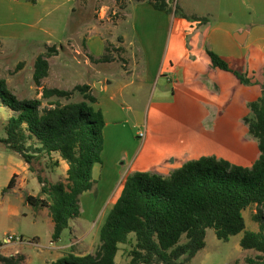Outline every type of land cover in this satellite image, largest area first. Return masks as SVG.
I'll use <instances>...</instances> for the list:
<instances>
[{
	"label": "rangeland",
	"instance_id": "1",
	"mask_svg": "<svg viewBox=\"0 0 264 264\" xmlns=\"http://www.w3.org/2000/svg\"><path fill=\"white\" fill-rule=\"evenodd\" d=\"M177 1L172 3L173 8L178 5ZM133 5L129 8V17L116 29L125 18L122 9H126L127 0H86L74 13L69 26L68 36L71 37L84 22L110 27L105 33L116 43L106 39V54L114 56V61L100 63L93 70L110 74L111 89L122 92V98L117 102V117L108 123L107 145L100 166L105 170L100 173L99 168L95 169L94 187L80 196V217L71 221L70 229L63 230L59 241L52 242L51 217L26 206L21 191L6 198L0 189V255L9 256L17 251L23 256L20 264H46L71 252L94 254L100 245V227L119 197L125 178L133 171L166 173L201 157H215L250 168L258 159V139L249 132L244 121V117L253 116L246 100H252L257 93L252 89L243 90L239 78L232 72L193 71L185 38L181 35L185 29L179 26L178 17L156 11L148 2ZM60 27L53 30L60 32ZM118 35L124 36L123 45H120L122 37ZM84 37L83 33L80 34L77 41L83 51L85 44L81 39ZM61 38L55 36L51 39L55 45L41 44L40 49L31 39L12 44L19 49L10 53L7 66H15L17 70L28 62L22 74L23 83L27 85L22 93L26 99H37L38 90L32 78L35 57L42 50L44 52L39 55L51 53L49 58L55 55L62 45ZM47 39L46 36L42 38L43 41ZM73 43L74 39L69 38L62 46L70 52L74 49ZM51 47L56 52H50ZM33 50L36 54L31 57ZM193 53L197 54L196 49ZM25 54L29 57L26 62L21 61ZM93 76L87 74L85 79L92 82ZM79 80V76L70 75L63 86L72 88ZM31 85L32 88L28 89ZM82 98L81 93L75 92L71 99L60 101L78 102ZM48 103V100H42L43 106ZM3 117H6L4 112L0 113V136L6 135ZM140 132L145 133L144 138L140 137ZM144 150L152 154L155 162L144 169H136L137 158ZM8 153L13 155L14 164L21 161V157L13 152ZM54 158L53 154L43 155L32 162L29 171L34 177L25 194L39 191L37 175L51 182L65 180L64 167ZM9 210L19 214L14 213V217L5 222L4 216ZM256 210L257 206L252 205L243 211L248 230L257 231L260 227L254 219ZM9 236L21 238L22 242L18 240L5 245L4 239ZM241 236L242 233L222 241L216 237L213 228H208L205 247L187 264H247L246 257L255 258L259 252L242 249L239 245ZM77 239L80 242L70 245ZM134 243L131 235L130 242L120 245L117 264L130 260ZM55 245L59 249H52Z\"/></svg>",
	"mask_w": 264,
	"mask_h": 264
},
{
	"label": "trees",
	"instance_id": "2",
	"mask_svg": "<svg viewBox=\"0 0 264 264\" xmlns=\"http://www.w3.org/2000/svg\"><path fill=\"white\" fill-rule=\"evenodd\" d=\"M133 1H146L155 10L195 19L178 5L173 8L174 0ZM49 50L56 52L52 47ZM50 54L39 55L35 60L33 81L37 86L48 74ZM208 55L213 67L231 71L214 52L208 51ZM108 60L105 54L97 61ZM231 72L243 81L238 72ZM75 92L83 95L81 101H60L71 99ZM51 97L56 100L48 106H43L41 99H18L5 79L0 78V103L13 111L4 126L6 136L0 142L29 166L41 156L53 153H58L68 166L64 181L51 182L37 175L39 194L25 195V202L34 209L48 210L53 221L51 241L57 242L63 230L70 229L71 221L80 217V196L96 183L92 170L102 163L105 120L86 84L71 90L43 87L42 99ZM249 108L253 116L244 117V121L258 139L260 150L250 168L215 157H201L168 176L133 172L125 178L119 197L100 227L97 251L84 255L71 252L50 264H117L120 245L130 242L131 235L135 243L130 260L122 264H187L205 247L208 228H213L222 241L242 233L240 247L259 252L245 261L264 264V89L257 100L249 103ZM13 187L14 177L4 190ZM252 205L257 206V231L246 228L243 215ZM22 260L19 254L0 255V264H20Z\"/></svg>",
	"mask_w": 264,
	"mask_h": 264
},
{
	"label": "crops",
	"instance_id": "3",
	"mask_svg": "<svg viewBox=\"0 0 264 264\" xmlns=\"http://www.w3.org/2000/svg\"><path fill=\"white\" fill-rule=\"evenodd\" d=\"M85 1L86 0H0V77L5 79L8 89L18 99H26L22 93L26 91L27 85L23 83L22 74L26 69L28 64L26 61H28L27 59L29 57L27 54L23 56L21 61L26 63L17 70L14 69L15 66H7L6 61L10 53L19 49L17 45L13 46L12 44L31 39L32 41H36L35 44L38 45L37 48L40 49L39 45L41 44L45 46L55 45V42L51 41L55 36L62 37L60 39L62 45L69 38L74 39V43L72 44L74 49H71L73 51L68 52L64 46L61 45L60 48L58 47V52L55 55L47 58L49 64L47 76L41 80V86H37L34 83L36 85L35 89L38 90L36 98L48 100L49 102L56 100L55 97L42 99L43 87L71 90L76 85H88L90 94L97 100L96 107L100 108L104 115L103 151L105 152L108 123L110 121H115L117 117V102L122 98V92L111 89L112 81L108 78L110 74L93 69L100 63H110L114 61V56H111L110 53L108 54V61L97 60L107 53L106 39H109L111 43L116 42L111 40L108 34L105 33V29L110 28L108 25H99L95 22H84L77 28V31L71 34L73 37L68 36L72 17H74V13L78 12V8L82 6ZM177 2L178 6L186 15L195 17V19L177 18L179 26L185 29V31H181V35L185 38L188 49L187 52L192 60L191 66L194 68L193 71H209V73L225 71L212 66L211 59L208 55V51H212L228 64L231 71H240L238 73L243 77V81H239V84L243 86V90L248 91L252 89L257 93L252 100H246V102L250 103L257 100L262 94V89H264V0H178ZM134 3H136V1L127 0L126 9H122L125 18L116 25V29L122 22L126 21L127 17H129V8L134 6ZM152 9L154 8L152 7ZM60 25V32L53 30ZM46 28H49V30H44ZM82 33L85 36L81 39L85 44L84 51L80 49L77 42ZM110 35L112 36L111 32ZM45 36L48 37V39L43 41L42 38ZM118 36L122 37V43H120V45H123L124 36ZM195 49L197 51L196 55L193 53ZM43 52L42 50L38 55ZM35 54L33 50L31 57L35 56ZM199 67L203 68L199 70ZM126 72L129 73L130 71ZM87 74H94V80L92 82L85 79ZM70 75L79 76L80 80L76 81L72 88H64L63 84ZM102 75L104 78L101 77ZM198 76L202 77L201 74H198ZM203 77L205 76L203 75ZM31 88L32 85L28 87V89ZM216 88L215 86V89ZM3 112L6 113V117L2 118L3 121H7V119L13 115L12 110L0 103V113L2 114ZM5 136H0V138ZM8 152H10V150L0 142V189H3L5 192L6 198L21 191L20 196L23 203L26 204V206H30L25 202V195L30 194L36 196L39 194L40 188L36 194L24 193L31 178L34 176H31L29 165L25 163L22 158L21 161L17 160L14 164V157ZM120 152L122 153V150H120ZM13 153L19 156L17 153ZM53 155H55L54 159L58 160L59 164L64 167L66 173L68 168L66 162L60 158L58 153H53ZM154 162L155 160L152 159V154L144 150L137 158L135 167H138L136 169H144V167L152 165ZM100 166L101 164L93 166L92 174L94 178L95 169H100ZM102 170L104 171L105 167H101L100 173ZM172 171L173 169H169L166 173L156 171L153 173L168 176ZM12 177H14V187L7 191L4 190ZM114 203L115 201L113 204ZM37 210L43 213L44 216H50L46 208ZM13 214L18 215L19 213L9 210L4 216V221L11 220L14 217ZM73 232L72 227L71 234H73ZM77 242H80V239L71 242L70 245L76 244ZM52 249H59V247L55 245ZM73 253L77 255L85 254L79 252ZM15 254L21 253L15 251ZM53 260H56V258L51 259V261L46 264H50Z\"/></svg>",
	"mask_w": 264,
	"mask_h": 264
},
{
	"label": "built area",
	"instance_id": "4",
	"mask_svg": "<svg viewBox=\"0 0 264 264\" xmlns=\"http://www.w3.org/2000/svg\"><path fill=\"white\" fill-rule=\"evenodd\" d=\"M140 137H142V138H144L145 137V133L144 132H140ZM19 240V242H22V239L20 238H15V237H12V236H9V237H6L5 239H4V243H5V245H9L11 242H13V241H18Z\"/></svg>",
	"mask_w": 264,
	"mask_h": 264
}]
</instances>
